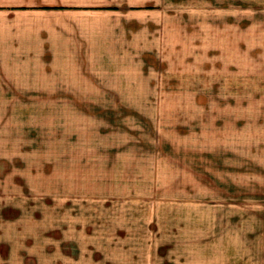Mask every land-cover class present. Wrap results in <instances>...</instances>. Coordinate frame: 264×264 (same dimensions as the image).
<instances>
[{"label":"rangeland","instance_id":"1","mask_svg":"<svg viewBox=\"0 0 264 264\" xmlns=\"http://www.w3.org/2000/svg\"><path fill=\"white\" fill-rule=\"evenodd\" d=\"M0 264H264V0H0Z\"/></svg>","mask_w":264,"mask_h":264}]
</instances>
